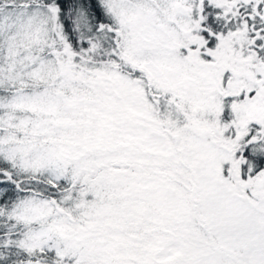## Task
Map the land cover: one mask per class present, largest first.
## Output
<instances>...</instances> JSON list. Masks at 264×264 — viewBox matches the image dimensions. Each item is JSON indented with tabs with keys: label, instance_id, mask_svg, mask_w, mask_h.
Returning <instances> with one entry per match:
<instances>
[{
	"label": "snow or ice",
	"instance_id": "6c2138e0",
	"mask_svg": "<svg viewBox=\"0 0 264 264\" xmlns=\"http://www.w3.org/2000/svg\"><path fill=\"white\" fill-rule=\"evenodd\" d=\"M0 264H264V0H0Z\"/></svg>",
	"mask_w": 264,
	"mask_h": 264
}]
</instances>
